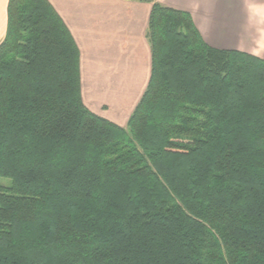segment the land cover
Wrapping results in <instances>:
<instances>
[{
	"label": "trees",
	"instance_id": "1",
	"mask_svg": "<svg viewBox=\"0 0 264 264\" xmlns=\"http://www.w3.org/2000/svg\"><path fill=\"white\" fill-rule=\"evenodd\" d=\"M151 3V72L125 125L82 97L49 0L0 43V264H264V58Z\"/></svg>",
	"mask_w": 264,
	"mask_h": 264
},
{
	"label": "crops",
	"instance_id": "2",
	"mask_svg": "<svg viewBox=\"0 0 264 264\" xmlns=\"http://www.w3.org/2000/svg\"><path fill=\"white\" fill-rule=\"evenodd\" d=\"M0 0V43L8 24ZM80 50L82 97L94 112L125 125L151 72L146 31L151 3L137 0H49ZM191 13L207 43L264 58V3L158 0ZM264 1V0H262Z\"/></svg>",
	"mask_w": 264,
	"mask_h": 264
},
{
	"label": "rangeland",
	"instance_id": "3",
	"mask_svg": "<svg viewBox=\"0 0 264 264\" xmlns=\"http://www.w3.org/2000/svg\"><path fill=\"white\" fill-rule=\"evenodd\" d=\"M245 2H246V4L249 2L248 0H245ZM251 2H253V3H255V1L254 0H252ZM256 3H264V1H262V0H256ZM11 180L9 179V178H0V182L1 183H8V182H10Z\"/></svg>",
	"mask_w": 264,
	"mask_h": 264
}]
</instances>
